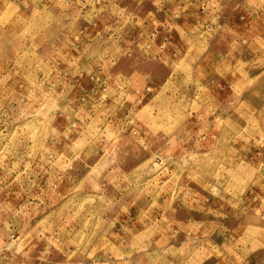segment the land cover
Listing matches in <instances>:
<instances>
[{
    "label": "rangeland",
    "instance_id": "1",
    "mask_svg": "<svg viewBox=\"0 0 264 264\" xmlns=\"http://www.w3.org/2000/svg\"><path fill=\"white\" fill-rule=\"evenodd\" d=\"M0 264H264V0H0Z\"/></svg>",
    "mask_w": 264,
    "mask_h": 264
}]
</instances>
